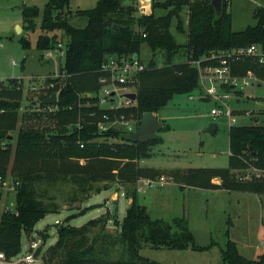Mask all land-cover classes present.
<instances>
[{"label": "trees", "instance_id": "obj_1", "mask_svg": "<svg viewBox=\"0 0 264 264\" xmlns=\"http://www.w3.org/2000/svg\"><path fill=\"white\" fill-rule=\"evenodd\" d=\"M124 1L96 0L92 8L74 12L70 10V0H47L42 9L21 6L22 30L27 34L35 31L36 18L41 14L35 49L43 56V52L56 49L60 43L57 49L62 51L63 60L58 75L43 80L35 102L44 107L46 99L56 93L52 112L34 109L20 116L22 81H0V176L9 174L14 183L11 207H0V251L6 256L19 253L22 234H31L40 219L58 211L50 194L58 183L71 186L69 205L74 201L82 203L113 184L117 189L124 186L128 205L120 221L106 213L79 227L60 225L55 243L41 254V264H160L140 255V249H208L195 243L184 216L170 223L154 219L138 201L136 182L159 177L160 172L139 166L137 160L148 158L150 148L162 139L156 136L150 142H135L134 132L111 128L101 131L99 125L115 113L133 118L136 131L144 113H157L174 96L191 95L199 89L191 60L264 44V6L253 10L254 25L233 31L229 0H221L219 14L211 0H151L148 11L142 14L137 11L138 0H128L127 5H123ZM72 17L83 19L85 25H72ZM172 28L185 35V43L176 41ZM19 43L23 49L31 47L26 36ZM143 45L151 52L147 61L140 58ZM180 51L185 59L176 61ZM157 53L162 59L160 65L154 58ZM132 54L145 64L137 75L135 100L116 110L100 107L93 94L100 88L103 63L109 56ZM230 71L234 76L249 71L264 79V66L250 58L232 62ZM227 136L226 168L176 169L172 173L174 180L193 188L264 196V178L255 174L243 178L244 173H234L246 169L264 172V125H230ZM2 195L0 190V203ZM108 221L113 223L114 231L107 229ZM47 238L43 235V239ZM221 260L223 264H264V252L248 259L228 239L221 250Z\"/></svg>", "mask_w": 264, "mask_h": 264}, {"label": "rangeland", "instance_id": "obj_2", "mask_svg": "<svg viewBox=\"0 0 264 264\" xmlns=\"http://www.w3.org/2000/svg\"><path fill=\"white\" fill-rule=\"evenodd\" d=\"M46 1L0 0V81L9 78H18L22 81L20 116L29 115L37 107L35 102L39 97V86L43 84L45 78L58 75L59 65L63 60L57 46L56 49L49 50L50 57H44V52L41 56V53L35 49V40L40 33L38 26L41 14L36 18L34 32L27 34L22 30L21 6L24 4L42 9ZM144 2L146 1L138 0V14H140V8L148 11L147 7H150L151 2L147 3L146 7ZM95 3L96 0H70L69 6L74 12L77 9L92 8ZM228 5L231 14V29L241 31L255 24L252 18L253 10L264 6V0H229ZM181 16L184 17V14ZM70 22L76 27L85 25V21L78 17H72ZM172 33L178 43H185L184 34H178L173 28ZM22 36L30 40L29 49L21 47L19 40ZM62 41L64 42L65 38H62ZM150 56L151 52L143 45L140 58L147 61ZM154 58L160 65L162 62L160 55L157 53ZM184 59L180 51L176 61ZM136 87L130 88L129 93L136 94ZM235 90L241 91V94ZM224 91L230 96L231 109L261 111L259 114L255 113V116L250 119L245 116L236 117L234 125H248L254 123V120L264 125V84L261 86L240 84L236 89H225ZM238 97H241L239 103L236 102ZM201 98V91L196 89L191 95L174 96L164 109L153 113L158 122L162 126L167 125V128L156 131V136L160 137L162 142L150 148L149 157L137 160L139 166L152 167L160 172L159 177L141 179L136 182V187L139 189L138 201L146 207L149 216L167 223L175 217L184 216L188 221L195 243L208 246V249L203 251L190 248L185 250L156 249L149 246H143L140 249V255L160 264H223L221 250L224 249L228 239L235 242L239 253L248 259H255L264 252V196L247 192H216L193 188L174 180L172 173L176 169L203 167L217 169L228 166L227 130L230 120L224 115H211L210 110L214 107L213 101H203ZM113 103L125 107L133 101L129 102L121 95L116 96ZM210 123H215L217 126L214 134L208 132ZM129 125L134 128L133 132H135L133 118L121 119L113 113L106 119V122L99 126V130L105 127V131L111 128L128 133L126 127ZM234 173H239V175L244 173L243 178L251 174L264 178V172L253 169ZM5 178L7 190H2L0 203L2 210L11 207L10 203L14 200L13 192L9 190L13 180L9 174ZM216 180L218 179H214ZM117 188V185L113 184L106 190L92 194L82 203L71 201V205L68 204L72 199L69 184L58 183L52 188L50 194L59 207L58 211L46 214L35 224L34 231L26 235L31 238L35 237L36 232H41L39 236L42 241L35 250L36 257L55 243L56 229L60 225L68 224L79 227L88 220L106 213L109 218L120 221L128 204L123 196L124 186ZM114 192L118 195L116 202L110 200V195ZM115 204H118V211L114 209ZM70 216L72 217L67 221V217ZM106 226L109 231L115 230L111 221H108ZM43 235H48V238L43 239ZM27 237L24 234L21 236V253L18 256L26 252Z\"/></svg>", "mask_w": 264, "mask_h": 264}, {"label": "built area", "instance_id": "obj_3", "mask_svg": "<svg viewBox=\"0 0 264 264\" xmlns=\"http://www.w3.org/2000/svg\"><path fill=\"white\" fill-rule=\"evenodd\" d=\"M145 12L143 8H140V14ZM57 47L61 48V44L59 43ZM44 53V57H50L51 55L49 51ZM60 55H62V51ZM244 58H250L259 65L264 66V44H251L246 47L231 49L219 54H211L207 57H200L190 61V64L197 70L198 85L202 96L201 99H208L214 103V107L210 110V114L213 116L224 115L228 117L230 125L236 123L235 118L238 116H245L250 119L255 116V113H261V111L258 110L243 111L231 109L229 106L230 96L223 89L224 87L236 89L240 84L251 86H261V84H264V79L256 77L249 71L243 76H234L231 74L230 64ZM144 69L145 64L142 63L136 54L121 57L109 56L101 67V75L98 80L100 88L97 94H93V96L97 97L99 106L108 110H115L118 107H122L120 104L115 105L113 103L115 97L121 95L123 97L125 93H129V89L136 84L137 75ZM189 98H191V96ZM240 98H236V102L237 100L239 101ZM127 101L130 102L128 99ZM35 110L52 112L55 108L53 104H46L44 107L37 105ZM119 117L121 119L124 118L122 115ZM77 127L79 128L81 126L78 125ZM101 130L105 131L106 128L102 127ZM126 130L127 132H133L134 128L129 125L126 127ZM82 147L83 144H80V148ZM3 189L7 190L6 178L0 176V190ZM9 190L14 193L13 182ZM25 237L27 236L25 235ZM41 241L42 239L37 233L35 237H27V249L21 256H18L21 250L19 253L11 256H6L0 251V264H41V255L37 257L35 255V250Z\"/></svg>", "mask_w": 264, "mask_h": 264}, {"label": "water", "instance_id": "obj_4", "mask_svg": "<svg viewBox=\"0 0 264 264\" xmlns=\"http://www.w3.org/2000/svg\"><path fill=\"white\" fill-rule=\"evenodd\" d=\"M147 1L148 3L151 2V0H143ZM129 4L128 0H125L123 2V5ZM211 6L213 7L216 14H219L221 11V0H211L210 1ZM124 98L134 101L136 98L135 93H125L123 95ZM56 93H53L52 96H50L48 99H46V104H55L56 102ZM203 101H207L208 99H201ZM256 123V120L254 121ZM216 124L210 123L208 127V132L211 134H214L216 131ZM162 128V124L158 122V120L154 117L153 113L146 112L141 117V123L138 127V129L133 133V141L135 142H150L153 141L156 138V131ZM38 233V232H36Z\"/></svg>", "mask_w": 264, "mask_h": 264}, {"label": "crops", "instance_id": "obj_5", "mask_svg": "<svg viewBox=\"0 0 264 264\" xmlns=\"http://www.w3.org/2000/svg\"><path fill=\"white\" fill-rule=\"evenodd\" d=\"M238 102H240V100H239V101L237 100V103H238ZM216 128H217V127H216ZM213 182L217 184V183H219V180H216V181L213 180ZM147 184H149V183L147 182ZM138 191H139V189H138ZM214 191H216V192H220V191H224V190H214ZM123 196H124V192H123ZM110 200H113V201H115V202L118 201V195H117V192H114V193H112V194L110 195ZM127 204H128V200H127ZM114 206H115L114 209L116 208V210H117L118 204H115ZM117 211H118V210H117Z\"/></svg>", "mask_w": 264, "mask_h": 264}, {"label": "bare ground", "instance_id": "obj_6", "mask_svg": "<svg viewBox=\"0 0 264 264\" xmlns=\"http://www.w3.org/2000/svg\"><path fill=\"white\" fill-rule=\"evenodd\" d=\"M147 3H148L147 1H146V2H144V5H145V7L147 6Z\"/></svg>", "mask_w": 264, "mask_h": 264}]
</instances>
